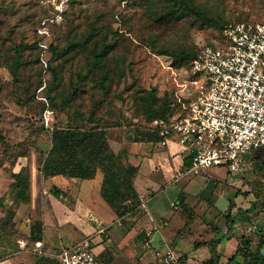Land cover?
<instances>
[{
    "label": "rangeland",
    "instance_id": "obj_1",
    "mask_svg": "<svg viewBox=\"0 0 264 264\" xmlns=\"http://www.w3.org/2000/svg\"><path fill=\"white\" fill-rule=\"evenodd\" d=\"M185 1L200 14L188 13L166 0H74L63 20L49 26L46 54L41 56L38 45L21 51L16 78L12 74L16 48L37 43V26L45 12L36 0H0V219L12 207L15 190L10 173L25 168L30 180L38 182L41 173L37 169L52 145L54 128L79 125L80 114L87 119L92 113L93 121L85 127L103 129L108 145L118 152L114 142L128 129L147 135L149 122L141 112V98L150 89L159 102L164 96L169 98L165 94L171 91L183 97L185 85L191 91L187 66H174L172 57L160 53L162 49L193 51L201 44L217 42L227 22L264 21V0ZM102 43H111L112 48L102 70L94 69L93 74L108 77L105 88L78 77L90 68L92 49H99ZM51 44L59 53L74 45L54 59ZM100 179L98 171L93 180L99 185ZM168 185L162 194L167 204L177 202L182 191L190 190L184 197L186 210L195 208L199 218L211 219L216 213L215 202L223 205L231 200L236 206L246 198L244 193L264 197V150L249 154L234 172L211 168ZM238 191L241 194L235 195ZM177 207L168 211L169 220L171 211L184 213L182 206ZM19 209L18 205L16 219L21 215ZM183 215L180 225L186 220ZM251 217L261 221L264 205L257 204Z\"/></svg>",
    "mask_w": 264,
    "mask_h": 264
},
{
    "label": "crops",
    "instance_id": "obj_2",
    "mask_svg": "<svg viewBox=\"0 0 264 264\" xmlns=\"http://www.w3.org/2000/svg\"><path fill=\"white\" fill-rule=\"evenodd\" d=\"M151 134L148 130L142 137L130 128L113 146L115 150L126 149L130 163L137 167L133 185L140 206L136 213L117 217L101 198L100 184L95 183L94 178L40 177L37 183L31 181L30 203L21 204V215L13 219L15 228L22 235L12 243L0 240V264H56L61 249L86 236L92 237L94 251L102 264H161L155 251L166 248H170L177 258L174 264H202L210 256L208 246H195L194 243L216 237L221 238L215 248L219 256L217 264L245 262L236 252L242 238L249 239L252 248L262 238L260 253L264 256V217L261 221L251 217L256 208L245 217L235 219L229 229L221 216L228 202L223 205L213 203L216 213L211 219L196 216L188 220L185 216L184 225H180L183 214L171 211L169 220L168 211L178 207L176 202L167 204L162 194L169 183L181 180L178 174L185 158L176 141L162 147ZM188 191H182L184 197L190 194ZM254 200L255 196L249 193L238 200L232 213L237 208L246 210ZM101 202L109 208V213L101 207ZM35 222H40L41 237L31 240L29 233ZM100 227L105 229L106 237L96 234ZM231 257L233 260L229 262Z\"/></svg>",
    "mask_w": 264,
    "mask_h": 264
},
{
    "label": "built area",
    "instance_id": "obj_3",
    "mask_svg": "<svg viewBox=\"0 0 264 264\" xmlns=\"http://www.w3.org/2000/svg\"><path fill=\"white\" fill-rule=\"evenodd\" d=\"M36 1L45 12L37 26L43 56L49 26L63 20L72 0ZM185 72L191 91L183 85L186 93L176 95L181 110L152 120L150 132L162 147L170 141L181 147L186 159L178 179L211 168L238 170L249 154L264 150V21L228 23L217 42L199 49ZM96 234L107 235L103 227ZM93 246L86 236L61 249L56 264H100ZM155 256L161 264L177 262L170 248Z\"/></svg>",
    "mask_w": 264,
    "mask_h": 264
},
{
    "label": "trees",
    "instance_id": "obj_4",
    "mask_svg": "<svg viewBox=\"0 0 264 264\" xmlns=\"http://www.w3.org/2000/svg\"><path fill=\"white\" fill-rule=\"evenodd\" d=\"M74 0H72L73 2ZM172 5L180 7L188 13H198L197 9L187 3L185 0H166ZM71 2V3H72ZM66 14V12L64 13ZM238 22V21H231ZM225 23L221 28L220 36L223 33ZM84 43H87L85 41ZM37 45L36 42L30 44H21L17 46L12 65V74L16 78L18 77V66L21 64L20 53L23 49L34 48ZM74 44L69 45L61 53L58 52V48L55 45H50V52L54 59L60 58L67 54ZM207 43L199 45L193 51H169L162 49L161 54L169 55L173 58V64L176 67L186 65V70L191 67L192 60L196 57L199 49ZM83 47V45L81 46ZM111 43H102L99 49L93 48L91 54L93 55V62L86 73L78 74L80 80L84 82L89 78L97 85L103 86L104 80L108 79L105 74H102L99 78L95 77L94 69L102 70V63L111 50ZM57 75H55L56 79ZM102 88H105L104 86ZM83 90V87H79ZM78 89V90H79ZM79 90V91H80ZM171 91L166 93L159 102L158 97L155 95L154 90L150 89L142 97L144 108L142 113L147 116L148 122L156 118H170L181 110V103L178 102L177 96ZM70 101V97L66 98V103ZM184 103H187V99H182ZM159 102V103H158ZM81 122L79 125L67 124L65 127L54 128L51 132L52 145L47 152V155L38 167L37 171L41 173L43 178H51L58 175L66 178H76L80 180H91L95 177L98 171L101 172V183L98 192L104 202L110 207L117 217H125L132 215L139 210L140 201L138 194L134 189V178L137 174V167L130 163L129 155L126 149H120L118 152H114L108 145L103 129L96 127L87 128V122L93 121V114L91 113L87 119L83 118V115H79ZM152 139L157 137L151 134ZM261 151V150H258ZM186 159V158H185ZM13 179L12 187L15 192L12 198V207L6 210L4 217L0 219V240H6L12 243L22 234L18 232L14 224V212L21 204L28 205L30 203V185L31 180L25 168L20 169L17 173H10ZM241 194L236 193L235 195ZM249 193H244L247 196ZM255 196V200L252 202L249 208L246 210L237 208L235 213H232L234 203L229 200L228 205L221 216L224 218L225 227L229 229V226L239 217H245L247 212H250L256 208L257 204L264 205V197ZM1 202V200H0ZM176 205L182 206L183 214L188 220L194 219L198 216L194 209H188V206L184 204V196L180 194ZM198 205V203L194 204ZM193 207V206H192ZM189 211V212H188ZM187 212L188 214H186ZM217 214V216H219ZM40 222H35L29 233L31 240L40 238ZM221 238H212L207 242H195V246H208L210 256L205 259L202 264H217L219 256L216 252V245L220 242ZM263 244V239L260 238L254 248L251 247V241L247 238H242L237 248V253L240 254L245 262L243 264H264V256L260 253V247ZM1 258V257H0ZM233 257L228 261L231 262Z\"/></svg>",
    "mask_w": 264,
    "mask_h": 264
}]
</instances>
